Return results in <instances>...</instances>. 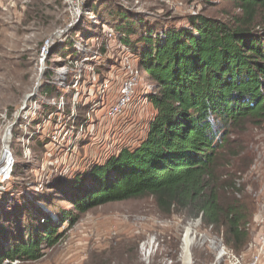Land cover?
<instances>
[{"label": "rangeland", "instance_id": "1", "mask_svg": "<svg viewBox=\"0 0 264 264\" xmlns=\"http://www.w3.org/2000/svg\"><path fill=\"white\" fill-rule=\"evenodd\" d=\"M208 1L210 4L206 0H79L78 4L84 23L88 18L93 24L98 23L91 12L104 5L108 10L123 8L134 20H142L151 27L157 24L156 29L160 30V26L181 20L187 14L214 15L230 9L229 4ZM68 12L66 0H0V169L5 166V152L11 158L9 168L0 170V215L12 213L17 217L23 213L22 226L40 208L61 226L47 203L53 201L52 205L61 212L69 211L70 205L62 194L54 196L51 188L65 181L71 183L95 159L97 162L103 158L106 149H113L114 144H132L142 136L141 131L150 119L147 104L136 106L138 109L132 114L110 119L101 117L103 109L95 115L103 103L109 106V95H115L128 77H137L134 91L145 78L129 47L118 45L120 36L117 42H108L109 51L102 49L106 35L100 28L102 24L96 25L98 38L80 39L79 34L72 32L75 27L61 37L64 44L73 34L72 43L64 47L72 58L77 55L79 44L89 45L84 47L88 56V51L99 48L92 53L100 60L96 63L100 70L94 63L72 64L65 71L67 83L61 82L57 71L65 62L58 64L61 55L54 53L51 46L46 68L40 71L41 45L65 27ZM81 23L80 19L75 26ZM106 29L117 36L113 29ZM69 48L73 50L68 51ZM109 53L112 58H108ZM128 64L135 73L128 71ZM121 67H126V71ZM104 81L107 88L101 90L100 83ZM147 84L144 82L142 89ZM57 92L63 94L56 97ZM61 102L63 105L58 108ZM45 104L52 107L51 115H46L49 108H44ZM39 112L43 114L38 115ZM37 117L40 119L34 122ZM229 137L232 148L240 154L229 157L225 173L240 175L244 193L255 201L250 240L239 254L227 250L222 238L204 228L199 219L191 222L183 215L162 214L154 199L145 197L96 208L80 216L73 226L63 224L59 231H64L62 239L44 249L37 261L4 264H264V123H247ZM39 140L45 141L47 148L41 147ZM246 157L252 161L244 169ZM254 165L259 167L253 169Z\"/></svg>", "mask_w": 264, "mask_h": 264}, {"label": "trees", "instance_id": "2", "mask_svg": "<svg viewBox=\"0 0 264 264\" xmlns=\"http://www.w3.org/2000/svg\"><path fill=\"white\" fill-rule=\"evenodd\" d=\"M217 1L230 9L214 15L187 14L160 30L157 24L134 20L123 8L108 10L102 5L91 12L99 24L82 19L72 30L80 39L98 38L96 25L102 24L101 29L111 28L120 36L145 78L133 93L131 107L115 116L132 114L147 104L150 119L132 144H114V150L106 149L103 158L89 167L88 162L71 183L51 188L70 205L69 211L61 212L53 201L47 203L61 226H73L80 216L105 205L151 197L162 214L183 215L191 222L199 219L222 238L227 250L239 254L246 247L255 201L236 185L240 175L224 169L229 157L240 154L229 139L233 131L247 123H264V0ZM73 39L71 33L64 44L54 38L51 49L61 55L58 64L66 58L82 59L78 52L73 58L66 53L64 47ZM144 82L148 84L142 89ZM119 90L95 115L103 109L102 118L115 117L107 112ZM62 94L57 92L56 97ZM44 108L51 115L52 107ZM38 142L47 148L45 141ZM245 160L244 169L252 158ZM23 216L0 215V264L37 261L44 249L63 237L58 221L53 222L43 208L24 226Z\"/></svg>", "mask_w": 264, "mask_h": 264}, {"label": "built area", "instance_id": "3", "mask_svg": "<svg viewBox=\"0 0 264 264\" xmlns=\"http://www.w3.org/2000/svg\"><path fill=\"white\" fill-rule=\"evenodd\" d=\"M78 2H79V0H66V3H67L68 8H69V12H68L69 18H68V21H67L68 23L65 25L64 28H61V29L57 30L56 34L53 37H51L50 39L45 40L42 43L41 49H40V52H39V56H38L39 65H40V71L41 72L46 68V67H44V64H45V61L50 56V53H49L50 52V47L52 46L54 38H56V37L57 38H59V37L61 38L68 31L72 30V28L75 27V25L80 21V19L81 20L83 19V16H82L83 14H82L80 6H79L80 3L78 4ZM84 14H86V13L84 12ZM103 31H104V33H106V35L103 36L104 37V42H102L101 47H102V49L105 47V48H107V51H109L111 44H108V42L110 43V41H111L112 44L117 42L119 36L118 35L116 36V34L113 33V31L110 30V29L103 28ZM117 43H118L119 46L123 45L121 43V41H118ZM86 46H89V45L85 44V46L82 47L79 44V48L80 49H78L79 51H77V52L79 53V56L82 57V59L75 60V59H71V58H66V61H65L64 65L62 66L63 68H60V70L57 71L58 74L60 75L59 80L61 82H64V83L66 82L67 83V81H66L67 78L66 79L64 78V76L66 74L65 71L72 64H79L80 66H88V65L92 66L91 63H97L99 61V58L94 57V54L92 53V52H98L99 48H97V50H95V51H91V52L88 51L89 53H91V56H88V54L86 53V51L84 49V47H86ZM122 47L123 48H128L126 46H122ZM119 48L120 47L116 48L115 51H118ZM124 50H126V49H124ZM107 56H108V58H112L111 53L107 54ZM121 68L124 71H126V67H121ZM127 69H128V71H130V73H135L134 70L131 68V66L129 64L127 65ZM136 78H137L136 76L135 77L133 76L132 78L128 77L127 81L125 83L123 82V84L121 86V89H120L121 94H120L117 102L113 106H111V108L108 110V112H107L108 116H110V117L115 116L116 114L120 113L125 107H127L128 105L131 104L132 96H133V93H134L133 87H134ZM107 84L108 83L106 81H104L103 83H100L101 90L107 88ZM65 86H66V84H65ZM62 105H63L62 102L59 103L58 104V108L62 107ZM81 128H83V127L81 126ZM258 167H259V165L258 166L254 165L253 169H257ZM239 181H240V179H236V182H237L236 185L238 187L240 185ZM237 197H239V195H237ZM256 199H257V202H258V200H260L257 197H256ZM261 199H264V192H263V194H261ZM147 256L148 255H147V250H146V259L145 260H147ZM218 256H220V254Z\"/></svg>", "mask_w": 264, "mask_h": 264}, {"label": "bare ground", "instance_id": "4", "mask_svg": "<svg viewBox=\"0 0 264 264\" xmlns=\"http://www.w3.org/2000/svg\"><path fill=\"white\" fill-rule=\"evenodd\" d=\"M5 150V149H4ZM9 154L7 152H5V158H6V162H5V166L3 168H1L0 170L5 171L6 166L8 165V161H9ZM9 168V167H8Z\"/></svg>", "mask_w": 264, "mask_h": 264}, {"label": "water", "instance_id": "5", "mask_svg": "<svg viewBox=\"0 0 264 264\" xmlns=\"http://www.w3.org/2000/svg\"><path fill=\"white\" fill-rule=\"evenodd\" d=\"M10 159H11V158H10V156H9V161H10ZM9 165H10V163H8L7 168L9 167ZM152 243H153V242H152Z\"/></svg>", "mask_w": 264, "mask_h": 264}]
</instances>
